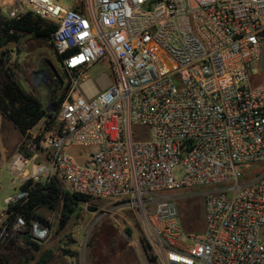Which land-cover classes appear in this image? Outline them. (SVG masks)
Instances as JSON below:
<instances>
[{"label": "built area", "instance_id": "1", "mask_svg": "<svg viewBox=\"0 0 264 264\" xmlns=\"http://www.w3.org/2000/svg\"><path fill=\"white\" fill-rule=\"evenodd\" d=\"M19 1L57 24L69 90L9 164L0 247L28 230L24 182L56 174L136 210L160 264H264V0ZM102 60L112 75L96 85ZM188 197L204 201L201 234L184 230Z\"/></svg>", "mask_w": 264, "mask_h": 264}, {"label": "rangeland", "instance_id": "2", "mask_svg": "<svg viewBox=\"0 0 264 264\" xmlns=\"http://www.w3.org/2000/svg\"><path fill=\"white\" fill-rule=\"evenodd\" d=\"M72 3L73 0L60 1L63 7H70ZM14 11L19 14L30 12L19 0H0L2 15L14 18ZM6 50L7 63L14 70L15 79L43 101L50 121H56L59 107L52 101V96L58 86L54 82L55 77L63 73L60 60L52 47V40L25 35L18 42L9 43ZM105 75H112L107 60L100 61L88 72V78L96 85ZM45 120L30 135L42 134L41 127ZM23 141L24 137L16 127L0 114V206L3 205V199L15 193L14 188L18 187V179L10 171L9 164L19 153V146ZM77 151L82 150H74ZM42 162V159L36 161ZM46 179L49 177L43 176L39 181ZM62 183L68 190L65 183ZM60 207L61 205L56 210L42 208L38 211L47 221L45 226L41 223L38 225L46 233L40 239L32 240L39 244L40 250L33 247L29 249L25 246L23 236H19L12 240L16 241L12 249L7 250L8 242L0 247V258L8 254L7 264H41L44 256L49 253L45 264H160L139 213L126 207L121 201L91 198L77 206L64 228L60 227ZM180 209L184 230L188 233H203L206 227L203 199L183 198Z\"/></svg>", "mask_w": 264, "mask_h": 264}, {"label": "trees", "instance_id": "3", "mask_svg": "<svg viewBox=\"0 0 264 264\" xmlns=\"http://www.w3.org/2000/svg\"><path fill=\"white\" fill-rule=\"evenodd\" d=\"M57 24L47 22L41 17L27 12L18 17L8 18L0 12V114L10 121L24 139L29 138L30 132L44 119L49 117L47 107L43 101L31 92H28L14 77V70L8 65L6 47L9 43L18 42L22 36L31 35L38 39L51 40L54 32L57 30ZM53 47V45H52ZM64 76V75H63ZM58 88L52 96V101H58L57 106L66 97L69 85L63 82V79L55 80ZM42 136L37 137L40 142ZM63 181V180H62ZM61 179L55 175L52 178L35 181L28 179L21 186L22 189L29 192L26 203L17 205L14 209L24 214L28 230L23 235L25 246L40 250L38 243L32 241V231L34 223L47 224V221L38 214L42 208L56 210L60 207V227L64 228L77 206L90 201V197L70 193L64 188ZM44 225V226H45ZM48 226V225H47ZM16 241L7 243V250L15 247ZM8 254L0 258V264L8 263ZM50 254L44 256L40 262L45 264Z\"/></svg>", "mask_w": 264, "mask_h": 264}, {"label": "bare ground", "instance_id": "4", "mask_svg": "<svg viewBox=\"0 0 264 264\" xmlns=\"http://www.w3.org/2000/svg\"><path fill=\"white\" fill-rule=\"evenodd\" d=\"M104 81H105L104 78L100 79V82H104ZM89 90L91 91V93H94L95 91H97L94 87H89ZM19 164H20V162H19Z\"/></svg>", "mask_w": 264, "mask_h": 264}, {"label": "flooded vegetation", "instance_id": "5", "mask_svg": "<svg viewBox=\"0 0 264 264\" xmlns=\"http://www.w3.org/2000/svg\"><path fill=\"white\" fill-rule=\"evenodd\" d=\"M43 75L46 77V78H49L48 74L46 72H43Z\"/></svg>", "mask_w": 264, "mask_h": 264}, {"label": "water", "instance_id": "6", "mask_svg": "<svg viewBox=\"0 0 264 264\" xmlns=\"http://www.w3.org/2000/svg\"><path fill=\"white\" fill-rule=\"evenodd\" d=\"M40 234H42L41 230L39 231Z\"/></svg>", "mask_w": 264, "mask_h": 264}, {"label": "crops", "instance_id": "7", "mask_svg": "<svg viewBox=\"0 0 264 264\" xmlns=\"http://www.w3.org/2000/svg\"><path fill=\"white\" fill-rule=\"evenodd\" d=\"M94 93H96V91H95ZM38 224H39V223H38Z\"/></svg>", "mask_w": 264, "mask_h": 264}]
</instances>
